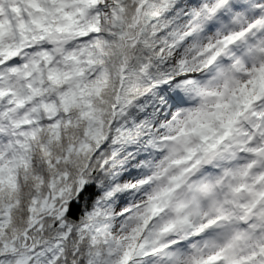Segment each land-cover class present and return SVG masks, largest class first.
Returning <instances> with one entry per match:
<instances>
[{"label":"snow or ice","instance_id":"obj_1","mask_svg":"<svg viewBox=\"0 0 264 264\" xmlns=\"http://www.w3.org/2000/svg\"><path fill=\"white\" fill-rule=\"evenodd\" d=\"M0 264H264V0H0Z\"/></svg>","mask_w":264,"mask_h":264}]
</instances>
